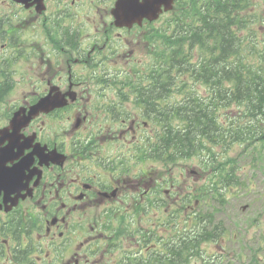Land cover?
Masks as SVG:
<instances>
[{
    "label": "flooded vegetation",
    "instance_id": "flooded-vegetation-1",
    "mask_svg": "<svg viewBox=\"0 0 264 264\" xmlns=\"http://www.w3.org/2000/svg\"><path fill=\"white\" fill-rule=\"evenodd\" d=\"M50 2L58 7L59 15L70 16L75 23L80 25H61L52 30L56 39L52 47L62 61L66 58V63L70 68L68 76L77 79L72 73V65L80 67L85 73L84 76L88 73L94 76L98 70L106 71L107 68H103L106 60L100 56L104 54L108 43L113 39L112 29L107 25L111 24L112 18L115 17L118 0H69L66 3L63 0H50ZM102 26L105 27L102 29ZM119 37L122 35L118 34L117 38ZM102 43L104 47H101ZM97 51L100 54L93 57ZM43 60L46 63L47 58ZM45 66V69L49 68L48 73L52 74V67H54L52 63ZM72 90L70 86L64 90L49 88L44 97L48 104H55L64 97H74L75 93ZM109 92L116 95L109 98L110 106H106L113 113L123 108L135 113L138 117V112L143 114L150 110L157 112L159 109L158 92L152 94L147 92L145 95L142 92L133 93L126 90ZM119 95L123 96L119 98ZM79 98L84 100L83 97ZM15 113L16 107L14 106H0V148L11 145L10 162L24 167L20 177L17 179L14 177L21 187L31 190V187L35 185L36 188L33 187L35 193L29 190L16 198L13 190L12 192L9 189L5 191L6 187H13L15 182L12 181L10 186L9 179L2 180L5 190L0 185V264H9L10 259L15 264L18 255L24 264H31L33 233L40 234L39 232L44 228L47 232H51L50 226L52 229L60 228L57 223L59 218L55 216V211L41 203L46 192L52 193V189L56 192L57 198L54 202H58V196L64 200L63 193H65L68 196V201L64 200L65 203L73 204L77 209L88 210L89 207L117 209L130 181L123 174H120L117 179L112 171L105 168L101 162L98 163L99 170L96 171L95 163H91V158L95 160V154L90 153L89 148L80 146L77 148L82 149L75 153L70 150L65 152L64 148L57 144L56 138H54L55 145L44 142L42 158L29 142L16 137V132L12 129ZM51 113L44 114L43 117ZM76 120L81 123L80 116H76ZM20 130L21 133L27 135V127L23 126ZM11 134V139H7ZM33 135L35 136V133ZM73 138L74 134H71L70 141ZM106 140L107 138H104V141ZM109 140L115 141L113 137ZM32 145L34 146V143ZM31 173L33 182L30 177ZM42 183L46 185L40 186ZM139 184L141 185L142 181ZM139 184L136 183V185ZM130 185L133 187V184ZM128 195L132 197L133 193L128 192ZM59 235L62 238L61 232ZM70 260L78 264L73 254L70 255Z\"/></svg>",
    "mask_w": 264,
    "mask_h": 264
},
{
    "label": "trees",
    "instance_id": "trees-1",
    "mask_svg": "<svg viewBox=\"0 0 264 264\" xmlns=\"http://www.w3.org/2000/svg\"><path fill=\"white\" fill-rule=\"evenodd\" d=\"M241 20L242 19L239 17L231 16H226L219 20L214 19L211 23V26L213 27L208 30V36L209 38H213L216 43L219 42L220 38H222V42L224 44L223 52L220 57L208 60L207 64L205 63V60L198 66H193L190 72L192 75L203 79H205L207 75L208 82L214 83L216 90L221 89V85L224 80L236 79V82L239 83L237 93H232L228 96L230 98H240L243 100L244 104L246 103L247 105L253 107V109L249 112L250 115L264 114V81L261 78L258 80H252L249 78V76L253 73L260 75V71L264 69V67H254L246 57H242V59L238 58L237 62L231 61V57L233 55H240L243 51L240 38L233 31V26L235 24H241ZM219 24H221L223 28L221 32L217 29ZM258 85L260 88H257ZM191 116V120L196 118V116L200 117L198 120L202 122V124L205 119H209L207 115L204 116L201 112H193ZM194 120L196 121V119ZM204 124L205 125L201 127L200 131L210 135L211 130L215 128L213 126V122H209L207 127L205 122ZM180 148L181 146H179V149ZM182 150H184V146Z\"/></svg>",
    "mask_w": 264,
    "mask_h": 264
},
{
    "label": "rangeland",
    "instance_id": "rangeland-1",
    "mask_svg": "<svg viewBox=\"0 0 264 264\" xmlns=\"http://www.w3.org/2000/svg\"><path fill=\"white\" fill-rule=\"evenodd\" d=\"M256 1V0H253ZM166 18H162L160 20V23H165ZM159 24H157L158 26ZM258 30L261 32L264 31L263 26L257 25L255 26ZM142 49V48H141ZM237 107V106H236ZM262 149V145L259 144L257 146V150ZM244 151L243 145H240L239 147H235L234 150L229 152V156H237V152ZM256 159L257 163L262 162V167L264 168V155L261 157H257V154L252 156L251 158H246L242 161H240L239 165V171L241 173L240 179L244 184L247 185L248 180L251 179L252 187H255V191L252 190L248 193H244L243 190L237 193V198H233L232 191L228 194V196L225 198V205L223 207H220L217 203L211 204L212 208H208L211 212L218 214V218L216 219L217 223L222 222L223 225L227 226V229L231 231L232 229H235V226H233L234 223L241 224V226L244 224V214L251 213L254 211V213L260 212L261 210L264 211V170L258 171V169L255 168V163L253 160ZM255 160V162H256ZM256 174L255 179H252V175ZM249 204L251 205V208L246 212L243 209H245V205ZM146 223L147 225H152L155 223V216L150 214L146 217ZM264 229V226L262 227ZM264 232V231H262ZM207 249L211 251L216 250V244L210 243V246H207ZM199 261V259H198Z\"/></svg>",
    "mask_w": 264,
    "mask_h": 264
}]
</instances>
